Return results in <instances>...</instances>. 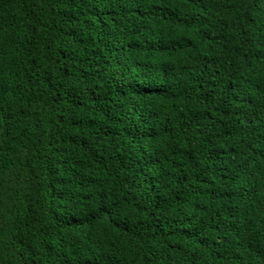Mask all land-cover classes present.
I'll list each match as a JSON object with an SVG mask.
<instances>
[{"label": "trees", "instance_id": "obj_1", "mask_svg": "<svg viewBox=\"0 0 264 264\" xmlns=\"http://www.w3.org/2000/svg\"><path fill=\"white\" fill-rule=\"evenodd\" d=\"M0 264H264V0H0Z\"/></svg>", "mask_w": 264, "mask_h": 264}]
</instances>
